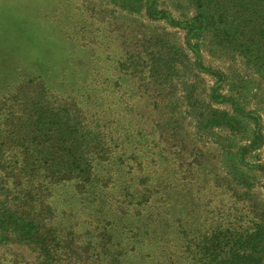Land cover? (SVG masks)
<instances>
[{
  "label": "trees",
  "instance_id": "trees-1",
  "mask_svg": "<svg viewBox=\"0 0 264 264\" xmlns=\"http://www.w3.org/2000/svg\"><path fill=\"white\" fill-rule=\"evenodd\" d=\"M108 1L185 29L184 47L92 13L67 35L87 50L65 61L73 87L38 76L0 95V264H264V0H171L178 21L155 0ZM201 50L238 60L256 91ZM201 72L216 78L210 102Z\"/></svg>",
  "mask_w": 264,
  "mask_h": 264
},
{
  "label": "rangeland",
  "instance_id": "rangeland-1",
  "mask_svg": "<svg viewBox=\"0 0 264 264\" xmlns=\"http://www.w3.org/2000/svg\"><path fill=\"white\" fill-rule=\"evenodd\" d=\"M153 7L158 11L168 12L170 17L176 21L182 19L181 9L177 8L171 0H155ZM111 11H115L122 16L137 18L148 24L150 28L165 29L170 33H174L176 41L184 47L185 29L171 26L162 19L151 20L146 16L144 9H141L140 14L129 13L126 9L115 6L108 0H0V95L12 91L22 80L38 76L42 77L50 86L73 87L75 85V75L78 73L70 65L67 70H64L66 69L65 61L72 55L70 50L75 52L73 57L76 54L84 56L87 50L81 49L78 42L76 45V43L70 41L67 35H73V39L78 40L83 35L79 29L84 17H89L93 13L95 19H100L102 16L108 18ZM186 14L190 17L192 12L187 11ZM94 22H96L95 29H98L95 35L97 40L100 41L96 45L101 43V46H104L106 40L102 39L103 31H99L101 23ZM107 44L110 47L109 41ZM92 47V51L98 48L97 46ZM185 50L188 56L194 59L193 53L188 48ZM109 51L112 56L113 46L107 50V53ZM201 59L205 68L218 69L227 75L229 69H231L238 71L239 76L244 79H255L252 92L256 91L257 75L244 69L238 60L233 63L226 59H215L210 57L204 50H201ZM64 75L68 78L67 82H63L62 77ZM200 77L202 78L201 87L204 89V100L210 102L208 95L212 92L216 78L204 72L200 73ZM220 93L227 94V88L221 87ZM212 106L229 109L230 111L228 104L217 106L212 103ZM263 110L264 106L259 110V115L264 134ZM185 122L191 123L189 128L191 133L196 130L197 124L194 118L188 116ZM199 144H204L205 147L209 148L215 147L212 136L199 139ZM260 151L264 152V144ZM254 189L260 192L264 199V178L255 185ZM67 190L71 193L70 187ZM74 199L70 197L68 199L69 203L73 204ZM15 256V258L22 257L20 255ZM134 256L131 255L129 259L134 261ZM143 262L145 263V261Z\"/></svg>",
  "mask_w": 264,
  "mask_h": 264
}]
</instances>
